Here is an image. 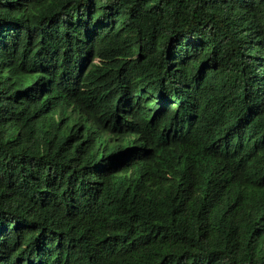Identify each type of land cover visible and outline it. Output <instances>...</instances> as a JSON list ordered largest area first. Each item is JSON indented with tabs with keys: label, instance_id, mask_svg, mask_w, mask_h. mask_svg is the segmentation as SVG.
<instances>
[{
	"label": "trees",
	"instance_id": "obj_1",
	"mask_svg": "<svg viewBox=\"0 0 264 264\" xmlns=\"http://www.w3.org/2000/svg\"><path fill=\"white\" fill-rule=\"evenodd\" d=\"M0 264H264V0H0Z\"/></svg>",
	"mask_w": 264,
	"mask_h": 264
}]
</instances>
